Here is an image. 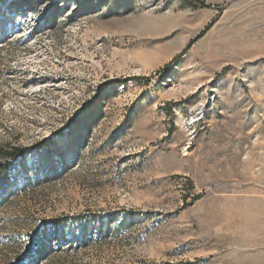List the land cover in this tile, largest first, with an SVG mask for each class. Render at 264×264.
<instances>
[{
	"label": "rangeland",
	"instance_id": "rangeland-1",
	"mask_svg": "<svg viewBox=\"0 0 264 264\" xmlns=\"http://www.w3.org/2000/svg\"><path fill=\"white\" fill-rule=\"evenodd\" d=\"M15 1L0 264H264V0Z\"/></svg>",
	"mask_w": 264,
	"mask_h": 264
},
{
	"label": "trees",
	"instance_id": "trees-1",
	"mask_svg": "<svg viewBox=\"0 0 264 264\" xmlns=\"http://www.w3.org/2000/svg\"><path fill=\"white\" fill-rule=\"evenodd\" d=\"M18 0L15 1L14 6L17 4ZM186 3L190 6L192 10H197V9H209L211 8L210 5L205 4L201 0H186ZM217 10H221V7H215ZM6 11V10H5ZM4 12L0 13V17L2 16ZM13 13H18L21 14L20 9L14 8L13 12H9V15H12ZM215 23V20L210 21L204 29L192 40H190L186 47L183 49V51L180 53V55L175 59L177 60L179 57L183 56L187 50L200 38H202L205 33L213 26ZM174 60V61H175ZM168 68V66L166 67ZM91 101L87 102L84 108H87L89 106ZM50 140H48L46 143L41 142L39 146L42 147H48ZM27 149L21 148V147H10L8 150L3 151L0 153L1 157H3V160L0 161V180H6L7 179V173L9 171V162L15 161L18 157L22 158L26 155ZM62 222H64L65 219H59Z\"/></svg>",
	"mask_w": 264,
	"mask_h": 264
},
{
	"label": "bare ground",
	"instance_id": "bare-ground-1",
	"mask_svg": "<svg viewBox=\"0 0 264 264\" xmlns=\"http://www.w3.org/2000/svg\"><path fill=\"white\" fill-rule=\"evenodd\" d=\"M4 19L6 21H8L7 24H5L6 26H8V25H14V24H16V22H18V23L21 22L22 24L24 22L23 16L21 18V16L19 14H13L10 17H7V18L4 17ZM5 20H4V22H5ZM11 33H13V32H11Z\"/></svg>",
	"mask_w": 264,
	"mask_h": 264
},
{
	"label": "snow or ice",
	"instance_id": "snow-or-ice-1",
	"mask_svg": "<svg viewBox=\"0 0 264 264\" xmlns=\"http://www.w3.org/2000/svg\"><path fill=\"white\" fill-rule=\"evenodd\" d=\"M156 2L158 3V2H159V0H156ZM165 6H167V3L165 4Z\"/></svg>",
	"mask_w": 264,
	"mask_h": 264
}]
</instances>
